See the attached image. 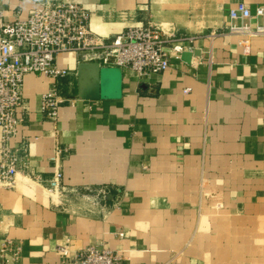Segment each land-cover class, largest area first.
<instances>
[{
  "label": "crops",
  "instance_id": "1",
  "mask_svg": "<svg viewBox=\"0 0 264 264\" xmlns=\"http://www.w3.org/2000/svg\"><path fill=\"white\" fill-rule=\"evenodd\" d=\"M72 1L88 10L99 36L150 19L169 35L192 37L181 42L192 56L143 77L124 68L121 99L77 98L57 122L40 110L53 80L26 75L25 120L13 143H30V168L14 189H0V237L20 242L19 264H71L88 246L118 252L126 264H222L226 254V264H239L233 255L264 253V38L245 52L226 33L240 0ZM243 1L253 13L264 6ZM0 6L11 21L36 1ZM59 63L77 70L72 54ZM57 144L68 149L63 185L73 196L33 180L52 177ZM101 186L110 189L105 200L84 194ZM210 186L224 190L225 211L206 203Z\"/></svg>",
  "mask_w": 264,
  "mask_h": 264
},
{
  "label": "built area",
  "instance_id": "2",
  "mask_svg": "<svg viewBox=\"0 0 264 264\" xmlns=\"http://www.w3.org/2000/svg\"><path fill=\"white\" fill-rule=\"evenodd\" d=\"M26 18L7 20L0 6V189H14L21 175L30 168V143L13 140L25 120L19 111L25 109L24 82L28 74L53 80L52 87L41 97L44 117L57 122L65 103L77 99L74 80L77 70L59 63V56L72 54L76 68L80 63H97L100 67L132 70L138 77L157 74L170 67L173 57L193 51L181 42L187 38L169 35L150 19L127 27L112 37H103L90 29L88 10L72 0H35ZM226 33L239 38L245 52L254 38H264V6L255 13L243 0L229 10ZM256 19V23L252 20ZM187 40L192 42V37ZM68 149L57 144L52 157L54 173L48 180L39 175L33 180L45 185L53 195L70 192L63 185V159ZM74 192V191H73ZM108 186L86 187L84 194L105 200ZM22 247L19 241L0 237V264H19ZM60 254L70 253L68 246H59ZM71 264H126L125 259L109 248L88 246L78 251Z\"/></svg>",
  "mask_w": 264,
  "mask_h": 264
},
{
  "label": "water",
  "instance_id": "3",
  "mask_svg": "<svg viewBox=\"0 0 264 264\" xmlns=\"http://www.w3.org/2000/svg\"><path fill=\"white\" fill-rule=\"evenodd\" d=\"M199 55V51H194ZM183 58L189 60L190 52ZM77 97L80 100H119L123 96V69L119 67H100L97 63H80L77 66Z\"/></svg>",
  "mask_w": 264,
  "mask_h": 264
},
{
  "label": "rangeland",
  "instance_id": "4",
  "mask_svg": "<svg viewBox=\"0 0 264 264\" xmlns=\"http://www.w3.org/2000/svg\"><path fill=\"white\" fill-rule=\"evenodd\" d=\"M163 30L168 34L170 33L169 30H166L164 28ZM3 190H8V189H3ZM74 194H78V193L71 191L64 195L73 196ZM205 200L206 203L210 202V200L213 201L212 202L213 211L220 212V211H225L226 209L224 190L218 188L215 189V187L210 186V189L207 188V190L205 191ZM206 203H204V206H206ZM224 244L228 245V242L226 241V243ZM255 244H258L261 247L262 245L261 238L255 240ZM237 256H239V264H264V253H257V254L241 253L238 255H233L234 258H236ZM226 257H229V255L228 254L222 255V264H226V261H229Z\"/></svg>",
  "mask_w": 264,
  "mask_h": 264
}]
</instances>
